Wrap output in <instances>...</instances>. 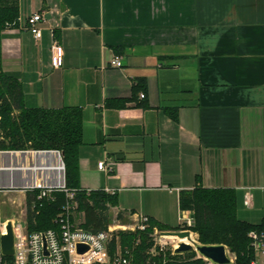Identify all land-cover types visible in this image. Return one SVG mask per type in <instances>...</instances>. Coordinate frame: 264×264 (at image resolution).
Masks as SVG:
<instances>
[{"label":"crops","instance_id":"1","mask_svg":"<svg viewBox=\"0 0 264 264\" xmlns=\"http://www.w3.org/2000/svg\"><path fill=\"white\" fill-rule=\"evenodd\" d=\"M19 4L22 22L34 11L46 21L41 39L4 31L3 69L22 83L27 107L82 110L81 188L115 190L112 210L169 227L181 191L233 188L239 216L263 220L264 0ZM54 40L64 49L59 68ZM114 55L121 68L110 65ZM104 159L109 172L98 167Z\"/></svg>","mask_w":264,"mask_h":264},{"label":"trees","instance_id":"2","mask_svg":"<svg viewBox=\"0 0 264 264\" xmlns=\"http://www.w3.org/2000/svg\"><path fill=\"white\" fill-rule=\"evenodd\" d=\"M20 15L19 0H0V150L56 149L64 154L67 188L75 191L77 213H82L81 226L98 232L111 224V207L118 204L116 194L104 190L87 191L80 183V149L83 143V113L79 107L62 108L27 107L24 90L19 79L4 71L2 65V37L6 30L17 26ZM143 86L141 83L137 87ZM126 100H122L124 105ZM174 114V113H172ZM40 190L26 193L28 231L60 229L57 221L67 196L54 191L52 198L39 199ZM180 207L192 210L202 244H224L235 255L231 264H252L256 259L249 232L264 229V218L252 223L239 216L238 193L233 188L195 187L181 191ZM125 214L119 212L118 218ZM150 228L145 231L120 232L121 242L132 249L133 264H146L147 251L153 247L151 233L154 226L162 231L169 227L151 217ZM197 253L176 255L168 264H207ZM181 257H185L182 259ZM161 263V256L151 258Z\"/></svg>","mask_w":264,"mask_h":264},{"label":"built area","instance_id":"3","mask_svg":"<svg viewBox=\"0 0 264 264\" xmlns=\"http://www.w3.org/2000/svg\"><path fill=\"white\" fill-rule=\"evenodd\" d=\"M45 21L43 12L34 11L23 22L19 15L17 26L12 29L28 30L36 39H41ZM63 63L64 49L54 40L51 46V65L59 68ZM110 65L121 68L122 57L114 55ZM141 97L144 98L145 95L141 94ZM63 157L62 152L56 149L0 150V192L19 189L27 193L40 190L39 199H42L52 198L54 191H63L67 196L57 218L59 230L29 232L27 210L18 216L13 213L11 218L0 221V237L7 234L10 221L15 233L14 255L5 256L0 246V264H133L132 249L122 244L120 232L145 231L150 228L151 217L133 214L131 223L109 224L105 230L98 232L85 229L81 226L82 220L74 221L78 202L75 199V191L67 188ZM98 167L105 172L110 170L106 159L100 161ZM104 191L109 194L116 193L110 189ZM244 205L252 207L253 198L250 193L245 195ZM180 222L179 231L190 232V237H186L188 242H181L178 235L166 233L167 231L154 226L151 233L154 244L147 251L146 264H158L151 261V258L156 256H161L162 261L159 264H168V261L177 255L175 249L179 243L192 244V240L198 241L194 238L193 211L182 210ZM248 236L256 254L252 264H264V229L252 230ZM79 244L86 245L88 250L80 253ZM197 257L203 258L207 264H213L199 254ZM231 259L234 262L235 255Z\"/></svg>","mask_w":264,"mask_h":264},{"label":"water","instance_id":"4","mask_svg":"<svg viewBox=\"0 0 264 264\" xmlns=\"http://www.w3.org/2000/svg\"><path fill=\"white\" fill-rule=\"evenodd\" d=\"M62 155L64 156L63 152ZM166 233L175 234L179 237H190L189 231H179L172 230L167 231ZM14 244H15V233L12 222H8L7 225V234L0 237V246L2 253L11 257L14 255ZM78 250L80 253H84L88 250V247L83 244L78 245ZM196 252L201 257H204L210 260L213 264H231L233 263L227 247L224 244H202L199 241H193L192 244L179 243L178 247L175 249L177 255H184Z\"/></svg>","mask_w":264,"mask_h":264},{"label":"rangeland","instance_id":"5","mask_svg":"<svg viewBox=\"0 0 264 264\" xmlns=\"http://www.w3.org/2000/svg\"><path fill=\"white\" fill-rule=\"evenodd\" d=\"M2 185V184H0ZM24 192L21 190H15V191H5V192H0V215L5 218L12 216L13 213H15L17 216L20 215L22 212L26 210V199H24ZM79 213H75V216L78 217ZM180 215L181 211L178 215V218L176 220L177 224L171 226L175 230H179L181 227V222H180ZM110 216H111V224H119V223H131V219L128 216H125L124 219L120 220L118 218L119 213L115 212L114 210L111 209L110 211ZM194 231V230H193ZM194 238L199 241V234L194 231ZM183 242H185V239H183ZM228 249V248H227ZM229 256L233 257L234 254L229 251ZM184 259L185 257H181Z\"/></svg>","mask_w":264,"mask_h":264},{"label":"bare ground","instance_id":"6","mask_svg":"<svg viewBox=\"0 0 264 264\" xmlns=\"http://www.w3.org/2000/svg\"><path fill=\"white\" fill-rule=\"evenodd\" d=\"M183 239H185V242H188V239L186 237H180V241L183 242Z\"/></svg>","mask_w":264,"mask_h":264}]
</instances>
